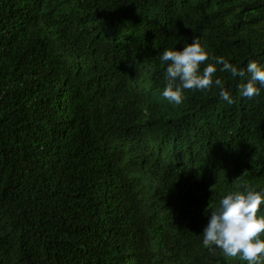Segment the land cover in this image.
<instances>
[{
  "label": "trees",
  "instance_id": "1",
  "mask_svg": "<svg viewBox=\"0 0 264 264\" xmlns=\"http://www.w3.org/2000/svg\"><path fill=\"white\" fill-rule=\"evenodd\" d=\"M196 38L264 64V0H0V264H247L202 235L264 191V90L217 65L234 103H169L159 54Z\"/></svg>",
  "mask_w": 264,
  "mask_h": 264
},
{
  "label": "clouds",
  "instance_id": "2",
  "mask_svg": "<svg viewBox=\"0 0 264 264\" xmlns=\"http://www.w3.org/2000/svg\"><path fill=\"white\" fill-rule=\"evenodd\" d=\"M159 56L166 65L162 96L173 105L183 103L185 90L210 91L214 86L219 88L222 101L234 103L222 79L215 76L217 65L221 66L220 72L243 78L244 82L238 85V96L251 99L264 90V64L250 60L246 69L238 68L223 56H210L198 38L182 51L165 49ZM209 60L212 62L205 64ZM219 205L211 212L202 246L210 252L219 250L227 257H238L247 264H261L264 261V212H261L264 191L233 192L223 196Z\"/></svg>",
  "mask_w": 264,
  "mask_h": 264
}]
</instances>
